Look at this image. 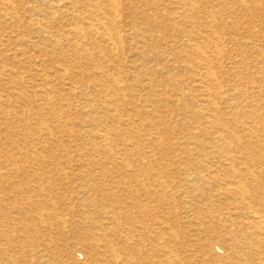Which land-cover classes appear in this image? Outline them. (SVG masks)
<instances>
[{
	"label": "rangeland",
	"instance_id": "rangeland-1",
	"mask_svg": "<svg viewBox=\"0 0 264 264\" xmlns=\"http://www.w3.org/2000/svg\"><path fill=\"white\" fill-rule=\"evenodd\" d=\"M57 1L0 0V64L7 70L0 72V189L36 186L47 193L51 186L58 189L54 191L59 196L52 195L57 197L67 232L55 246L73 244L81 227L88 231L102 221L101 213L108 216L105 225L115 228L118 236H134L131 245H120L125 254L146 250L150 264H252L257 256L248 249L250 243L264 247V187L252 188L246 180L249 193L219 189L218 181L228 177L219 163L222 152L217 135L225 126L227 136L234 133L240 140L242 149L236 152L240 162L235 163L239 173L245 165L257 171L262 164L264 169V143L257 141L264 139V0H202L198 21L216 32L210 34L216 43L211 41V48L204 49L212 53L218 47L223 53L213 64L221 93L211 96L206 90L215 89L208 77L204 81L205 72L198 67L207 59L182 52L188 50L190 33L176 0H116L121 15L116 17L118 34L123 39L114 56L111 43L101 34L94 35L97 41L71 34L92 17L83 6L88 0H69L75 1L74 9L58 7ZM99 9L103 22L114 18L106 2ZM173 21L176 25L166 28L167 34L155 27ZM217 36L223 38L217 41ZM66 38L83 46L75 47L78 52L65 50L61 43ZM89 52L92 57L85 56ZM61 66L69 69L71 80L54 73ZM98 68H109L120 78L122 99L116 100L114 93L113 103H108L120 105L121 114L126 110L128 121L124 113L121 124L111 122L109 111L101 105L109 95L89 87V76H98ZM44 73L49 75L47 85ZM82 90L96 96L91 106ZM108 90L113 93L109 86ZM43 93L45 98L51 96L52 104L38 101ZM214 100L218 109L210 106ZM61 103L70 108L60 109ZM89 113L128 139H132L131 127H136L142 138L134 139L133 152L145 162L104 155L99 136L103 131L89 124ZM39 118L47 124L46 133L52 134L39 132ZM118 138L112 136L115 144ZM208 171L216 175L215 180L208 178V184L191 187L185 181L197 173L208 177ZM159 172H168L177 187L171 184L162 190L165 193L144 195L139 180L148 177L155 191L162 180L156 177ZM141 225L151 236L140 245L136 227ZM39 235L31 238L39 242ZM19 246L12 247L22 250ZM74 250V257L83 264L87 253L79 246Z\"/></svg>",
	"mask_w": 264,
	"mask_h": 264
},
{
	"label": "bare ground",
	"instance_id": "bare-ground-1",
	"mask_svg": "<svg viewBox=\"0 0 264 264\" xmlns=\"http://www.w3.org/2000/svg\"><path fill=\"white\" fill-rule=\"evenodd\" d=\"M78 1H81V0H78ZM236 1L244 3L242 2L243 0H236ZM7 2H10V0H7ZM57 2H58V7L59 6L64 7V8L71 7V9H74L75 7V1L58 0ZM102 2H106L110 8L109 9L110 12L111 13L113 12L114 18L109 19V23L103 22L102 19L99 18L100 16H102L99 14L100 13L99 7L101 8ZM201 3H202V0H176L175 1V4L177 5L176 7L178 8L177 10L179 12L180 18L183 21L187 22L186 23L187 25L186 27L184 26V28L188 30V33H190L189 38L187 40L188 50H183L182 52L184 53L191 52V54L196 55V57L199 56V57H202L203 59H207L206 60L207 63H200L198 67H200L203 73L205 72L206 76L205 78H203L204 81L208 77L209 82L214 87L215 91L212 92L210 88H208L206 90V95L207 96H211L212 94L218 95L221 93L220 89H221L222 84L214 70L213 64L215 63V61L220 60L219 58L223 53L220 51L221 50L220 48L218 49V47L214 49L212 53H208V51L204 49V47L211 48L209 44L211 41L216 43L215 38H214L215 36L210 35L216 32L212 29L207 30L209 29V27H207L206 29V27H203L202 25H200L198 18H199V9H200ZM83 6L90 13L92 17H87L86 20H83L82 25L78 26V28H74L71 30V34L75 35V37L77 36V38H82V37H87V36H91V38H93L101 34L102 36L106 37L107 40H109V42L111 43V46H112L111 55L112 56L116 55L120 48V44L122 45V39H123L122 34L120 33L121 36L118 34L119 30L117 28L118 22L116 20V17H117V14L119 13L118 12L119 5L117 4V1L116 0H88V2H86ZM53 15H55V13ZM211 19L212 21L213 19H216V15L213 14ZM183 21L181 22L184 23ZM171 25L175 26L176 23L174 21L171 22L170 24L161 22V23L156 24L155 27H160L166 33V28H170L169 26ZM149 32L151 33L154 32V28L151 27L149 29ZM209 36L212 38L207 39V37ZM217 37H218L216 39L217 41L223 38L221 36H217ZM64 40L66 41V43H61V44L66 46L65 50L72 49L78 52V50H76L75 47H80V45L83 46V44H80V45L74 44V40L70 38H66ZM95 40L97 41L96 38L94 39V41ZM55 43L56 45H59L60 41H55ZM0 46H1V43H0ZM65 46H63V48ZM101 55L104 56V52H101ZM85 56L92 57L93 55L89 52L88 54H85ZM0 63H1V60H0ZM219 65H222V64H219ZM5 71L7 70H6V66L4 65V63L0 64V72L2 73ZM54 73L56 74L59 73L61 77L63 78L66 77L64 78V80H71V78L68 76L70 74L69 69L66 67H62V66L60 68L58 67L54 71ZM97 73H98V76L90 74L89 77H90L91 85L89 87L93 88L97 93L109 95L108 99L101 101V105L102 106L104 105V108L107 110V112L109 111L108 119H110L111 122H117V124L118 123L121 124L120 123L121 117L125 113L128 116L127 118V121H128L130 115L126 110L123 112V114H121L119 111L120 105L117 104L115 105V107H112L110 106V103H108V102L113 103V99H115L114 93L116 94V100L121 101L122 99V96L120 92L118 91L120 90V86H121V81L119 80L120 78L116 77L118 75L111 72V69L109 68H98ZM43 75H44L43 80L45 81L44 84L45 85L49 84L48 78H47L49 75H47L46 73H44ZM66 85L67 84L65 82L64 86ZM108 86L113 89L112 91L113 93L111 94L109 93ZM205 87H208V86H205ZM51 89L53 91V89H56V87L54 88L51 87ZM80 93L83 99L85 100V102L90 104V106L92 105V102L96 100L95 99L96 96L94 94H91L83 90ZM50 97L51 96H49L48 98H45V93H43L39 95L38 101H41L42 104L50 105L52 104V99H50ZM209 102L211 103L210 104L211 107H215L216 109L219 108V106L217 105V101L214 100L212 102L211 101ZM64 106L66 107L68 106L70 108V104L65 105L64 103H61L59 107L61 109V108H64ZM81 108L85 110L84 106H82ZM87 121L89 122L90 125L94 126L95 128H101L100 130L103 131L101 132L99 136H100V141L103 143L101 152L104 155L111 157L113 159L121 158L122 160L126 162H129L130 159L138 160V161L143 160L140 157L139 158L135 157V154L133 152L135 148L137 147V143L134 142L135 141L134 139L136 140L138 139L137 135H140L142 138V134H140V131L136 127H131L132 139L131 138L128 139L126 135L122 134L121 132H118L117 130H113V131L109 130L108 127H106L105 122L102 121L97 115H90L89 113V117ZM215 121H218V118H216ZM39 125H40L39 132L42 135L47 136L48 134H52L51 132L46 133L47 124L41 118H39L38 126ZM218 133L219 135H217L218 136L217 140L220 142L219 149L222 152L219 163L223 167L222 171L226 174L225 176L228 177L225 179H221V181H218L217 186L219 187V189H223L226 191H229L230 189H232L237 194H242L246 191H248L249 193V185L246 182V180H248L252 188L264 187V181L258 180L259 177L261 176L264 177V169H262L263 168L262 164L260 166L261 169H258L257 171L253 169L251 165H245L243 168L239 169L241 171V173H239L237 170H235V163L240 162L239 160L240 157H236L237 156L236 152H240L242 149V144L238 142L240 140L236 139L237 135L235 136L234 133H231V135H228L229 136L228 137L227 134L229 133V131L226 130L225 126L224 127L222 126L221 128H219ZM112 136H116V137L119 136L118 138L119 142L118 143L116 142L117 144L113 142ZM257 141H258V144L264 143V139H258ZM245 149L247 150L246 147ZM144 162L145 161L143 160V163ZM197 174H195L194 176L189 175L185 177V181L187 182L188 186H191V187H193V185L197 186V184L199 185L202 182L208 184L209 183L208 178L209 179L214 178L215 180V177H216L213 171H208V177H206L205 175H199V173ZM156 177L157 178L161 177L160 179L162 180L160 181L158 188L156 187L155 191L154 189L153 190L150 189V186L152 184L148 181L149 179L148 177L143 180H139L138 184L140 185L141 191L144 193V195L155 194V192L157 193L159 191H161L162 193L164 192L162 190H165L166 188L170 187L171 184L177 187L176 184H178V182H176L174 178H172L169 175L168 172L164 174L159 172V174H157ZM44 190L45 188L36 187V186H28L27 188L18 187L17 189H0V264H30V263L31 264H81L74 257V254H75L74 249H76L77 246H79L84 251V253H87V256L83 264H150L151 263L150 261L147 260L148 252H146V250L144 251L143 249L141 250L139 249L137 250L138 252L137 253L135 250L132 249V250H129L125 254L126 252L125 248L121 247L120 245L123 243L126 245H129V244L131 245V242L135 240L134 236L131 234L126 235V233L123 236H118L119 232L117 233L115 228H111V226L105 225V223L108 224L107 222L108 220L106 219L108 216H104V214L101 215V213L98 214V217L99 218L101 217L102 221L100 222L99 220H97V223L92 225V227H89L88 231L84 227H81L79 231L81 234L78 233L77 240H74L73 244H69L67 242L63 244L62 242L61 245L55 246L54 245L55 242L60 241V237L61 236L64 237L66 234L65 232H67V230H65L66 220L64 219L65 217L63 216V214L59 211V208H57V204H58V201L56 199L57 197L55 198L52 195L53 192H56V195L59 196L58 195L59 191H54L58 189L54 188V186H51V188L46 189L50 192L47 193ZM140 207L143 210L148 209V206L143 205ZM143 224L144 223H142V225ZM142 225L140 227H136L137 232H139L137 238L141 242L139 243L140 245L145 243L147 241V238H149V235H150L148 234L149 231H147L146 226L145 225L142 226ZM126 227L127 226H125V228ZM90 228L91 230L89 231ZM262 229H264V226L262 227ZM128 233H130V231ZM37 235L42 237V240L39 242L31 238ZM15 243L19 244L20 245L19 248L22 250L18 251L14 247H12L13 244L15 246ZM208 243L209 242H207V244ZM250 244H252V247L248 249L254 252L255 255L257 256L256 260H254L252 264H264L263 245L262 244L260 245L256 242H253ZM28 248H31V249H28ZM122 253H124L125 255H123ZM175 254L174 256H176Z\"/></svg>",
	"mask_w": 264,
	"mask_h": 264
}]
</instances>
